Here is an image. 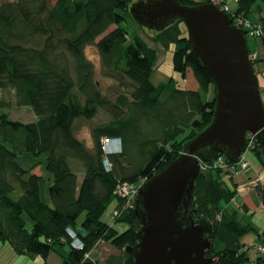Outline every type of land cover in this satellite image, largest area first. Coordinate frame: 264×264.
Here are the masks:
<instances>
[{"label": "trees", "instance_id": "trees-1", "mask_svg": "<svg viewBox=\"0 0 264 264\" xmlns=\"http://www.w3.org/2000/svg\"><path fill=\"white\" fill-rule=\"evenodd\" d=\"M180 2L193 6L214 1ZM132 3L0 0V88L14 89L17 104L30 106L37 116L25 122L0 114V242H9L20 255L42 256L47 264L56 245L70 244L69 228L77 230L84 247L72 246L67 255L60 252L61 264H99L88 254L102 239L125 252L127 245L135 246L142 228L136 204L130 205L116 190L151 178L213 118L216 95L209 99L208 93L215 83L193 51L184 21L155 31L152 40L166 50L174 46L175 70L185 78L191 70L199 86L179 88L174 77L155 85L152 74L158 53L140 34L131 36L125 26ZM254 10L260 18L253 23L263 27L264 42V0H238L234 13L226 12L249 19ZM90 45L102 57L105 76L120 85L127 76L133 81L116 100L99 88L97 67L86 55ZM254 59L253 65L264 62L258 52ZM99 109L113 120L92 130V147L75 132L76 120L93 118ZM186 130L192 134L180 139ZM106 140H119L120 150L106 152ZM41 157L42 161H25ZM35 164L48 174L35 170ZM225 173L219 167L202 171L193 216L213 223L214 244L206 254L216 264H252L241 237L254 231L264 245V231L241 219L248 212L244 204L237 208L235 201L229 202L237 192L223 185ZM257 187L264 205V185ZM114 199L120 206L116 221L129 225L123 232L103 219ZM127 255L114 254L104 264H125ZM253 260L264 264V252Z\"/></svg>", "mask_w": 264, "mask_h": 264}, {"label": "water", "instance_id": "water-1", "mask_svg": "<svg viewBox=\"0 0 264 264\" xmlns=\"http://www.w3.org/2000/svg\"><path fill=\"white\" fill-rule=\"evenodd\" d=\"M133 19L155 31L183 20L188 39L216 86L211 122L184 143L183 152L145 180L135 197L141 219L139 241L127 245L125 264H216L206 251L214 244L213 223L196 220L192 210L202 173L200 159L221 152L238 162L247 133L257 135L264 166V102L246 30L215 2L184 5L180 0H136Z\"/></svg>", "mask_w": 264, "mask_h": 264}, {"label": "rangeland", "instance_id": "rangeland-1", "mask_svg": "<svg viewBox=\"0 0 264 264\" xmlns=\"http://www.w3.org/2000/svg\"><path fill=\"white\" fill-rule=\"evenodd\" d=\"M3 1H6V0H3ZM53 1H55V0H53ZM132 1H136V0H132ZM213 1L218 3L219 5L221 4V5L227 6L230 9H234L233 4L238 2V0H213ZM231 1H233L232 2L233 4H231ZM236 20L240 21V18L237 17ZM249 20H250V22L255 21L251 17L249 18ZM243 22L246 23V21H243ZM125 26H126L127 30L129 31L131 36H134L136 34H140L148 43H150L152 48H155L156 53H158V59L156 62L157 67H156L154 73L152 74L153 75L152 81L155 85H159L160 82H167L170 80L171 77H174L176 84H178L179 88L187 87V88L192 89V88H197L199 86L198 83L195 81L194 75H193L191 70H188V72H187L188 74H187L186 78L184 77V75L181 72L179 73L175 70L174 63H173L174 46H171V48H169V50H166L160 43H155L152 40V37L156 33L155 30L150 29L148 27L145 28L139 22L134 20L132 16H128L126 18ZM112 28H114V26L111 27V29ZM253 28H254L253 26H249V27L247 26V31H246V33L248 34L247 38L249 40L250 49L251 50L253 49V53L250 52V59H252V55L254 54V52L257 53V51H258L257 48L260 46V44L263 43L262 38L259 35H256L255 33L253 35L251 34V32L253 31ZM86 55L93 61V63H95V66L97 67L96 77H97L99 88L103 89V91L105 93H107L111 99L116 100L117 95H119L122 92H127L128 89H130V87H128V86L133 85L132 79L129 78L128 76L124 77L123 85H120L121 83L117 79H113L111 77L104 75V73H103L104 67L102 65V57L100 56V54L97 50V47L95 45H90L86 48ZM252 63H253V59H252ZM253 67H254V70H256L257 75L259 76V78L261 80V83L264 85V65L262 63L256 62L255 65H253ZM214 87H215V85L213 84L210 88V91L208 93L209 99H214V96L216 95ZM124 89H125V91H124ZM3 112L8 113V115L13 119H17V120H21V121H25V122H32L37 117L36 113L33 112V109L30 106H25V105L19 106L17 104L16 92L12 88H7V89L0 88V114ZM112 120H113L112 116L108 112H106V110L99 109V111L97 112V114L93 118H90V119H83V118L81 119L80 118V119L76 120L77 122H76V131L75 132H77L78 136L81 139H83L84 142L90 144L93 147L94 142L92 139V132H93L92 130L94 128H96L97 126L106 125ZM190 134H192V131L186 130L183 132V135L180 137V139L188 138V136H190ZM0 139H1V135H0ZM191 139H193V138H191ZM188 140H190V139H188ZM112 142H114V141H112ZM105 144H106V147L110 150H113V151L120 150L119 140H115V144H114L115 146H113V143H111V142L108 143V141ZM257 147H258V145H256L255 147H250V148H248V150H246L243 153L244 156H246L247 161H249V158L247 155L249 152H252V151L254 152L255 155H257L258 160L260 159V156L258 155V153L256 151ZM24 157L28 158L27 155ZM42 159L43 158L41 157V158L35 159V161H34V159L33 160L26 159L25 161H26V163H34L37 160L42 161ZM249 164L251 166L250 161H249ZM35 165H38V164H35ZM259 166L261 168H264L263 164H261ZM222 169L226 173L223 174V176L221 177V180H222L223 185L228 189L229 186H228V183L225 180V178H226V176H228V174H230L229 168L223 167ZM35 170L42 172L44 174V176H46L48 174V172L44 168V166H42L40 164L37 166V168ZM144 181H142V183H140L141 185L139 184L138 186H142ZM250 187H252V185H250ZM126 189L127 188L123 187L121 193L125 192ZM229 189H231V188H229ZM116 192L120 193L119 190H116ZM123 197H125V196H123ZM234 201H236V199H232V201H229V202L234 203ZM231 203L228 205H231ZM118 204H119L118 199L112 200L111 203L109 204L110 206L107 207L105 213L103 214V219L106 222H108L111 226L112 225L116 226V228L119 230V232H123V230H125L129 227V225L125 221H123V222H117L116 221L117 216H118L117 214H118V211L120 208V206ZM230 207H232V206H230ZM241 214H242V211H241ZM251 216L248 215L247 213H245V216H243V214H242L241 219L244 220V222H248ZM84 218H85L84 215H82L80 221ZM75 231H77V230H75ZM70 237H71V241H70V244L68 245V250L73 246L74 241L77 242V239L74 236L73 232H71ZM256 239H257V235H256V232H254V231L244 235V238L242 239L243 241L247 242V244H248L247 248H248L249 256L251 257V261L249 263H252V264L254 261L253 259L260 256L262 253L261 251H259V247L262 246L261 241L259 243V241ZM69 251H67L65 254L67 255ZM114 254L123 256V255H126V252H125V249H124V251H122L119 248H117L116 245L114 244V242L106 240V239H102L96 243V245L93 247L92 251L88 254V257L90 259L95 260L99 264H104L109 259V257L114 255ZM52 255L53 256H50L49 260H47V264H61L62 255L60 254V252L58 250H56V248H54ZM20 259H24V256H21ZM5 261L6 262L16 261V258L13 259L10 256V254L7 253L5 256ZM16 263L21 264L22 262H16ZM44 264H45V262H44Z\"/></svg>", "mask_w": 264, "mask_h": 264}, {"label": "crops", "instance_id": "crops-1", "mask_svg": "<svg viewBox=\"0 0 264 264\" xmlns=\"http://www.w3.org/2000/svg\"><path fill=\"white\" fill-rule=\"evenodd\" d=\"M232 2L233 1H231V4H233ZM235 4H233V6H235ZM249 16L254 20H258L260 18L258 11L255 10ZM257 50L258 55L261 58H264V42L260 44ZM262 64L264 65V62ZM247 156L251 163V167H249V169L246 171H240L232 175L228 174L225 180L227 181L229 188L237 191L235 197L236 201L234 203L236 207L240 208V206L244 204L248 209L247 214L250 216L252 215L249 219V222H252L254 226L262 232L264 231V205L262 203L261 198L259 197L257 187L258 185L254 183V178L258 176L262 177L260 184L264 185V168H261L259 166L262 164V162L260 161V159L258 160L257 155H255L253 151L249 152ZM250 185H252V187H250ZM243 238L244 236L241 237V242L246 244L245 248H247L248 244L247 242L242 240ZM256 240L259 241L258 237ZM55 248L56 250L64 254L69 251L68 244L56 245ZM7 253H9L13 259L16 258V261L6 262L5 256ZM52 253L50 254V256H53ZM21 256H24V259H20ZM49 258L47 260H49ZM16 262H22L21 264H44L45 261L42 256L32 258L30 256L20 255L14 251L13 247L9 242H0V264H17Z\"/></svg>", "mask_w": 264, "mask_h": 264}, {"label": "built area", "instance_id": "built-area-1", "mask_svg": "<svg viewBox=\"0 0 264 264\" xmlns=\"http://www.w3.org/2000/svg\"><path fill=\"white\" fill-rule=\"evenodd\" d=\"M223 9L227 12H233L234 13V9H230L229 7L227 6H224L223 5ZM239 17L240 18V21H237L236 18ZM233 24L237 27H243L246 31H247V26H253V31L251 32V34L253 35L254 33L256 35H259V36H262L263 35V27L260 26V24H256V23H253V22H250L249 19H246L245 17H241V16H235V14L233 15ZM243 21H246V23H244ZM257 53L254 52V54L252 55V59H254L256 57ZM260 91H261V97H262V101L264 102V85L261 83L260 81ZM107 142V140H106ZM111 142L113 143V146H115V142H112V141H108V143ZM258 141H257V135L256 134H253L251 132H248L247 133V143H246V148L244 149V151L240 154V158L238 160V162H233L231 161L228 157H225V155L223 154H220L218 156H216L215 159H212V160H202L200 159V167L203 170H206V169H211V168H223V167H228L229 168V172L230 174H236L240 171H246L249 169L250 164H249V161H247L246 159V156H244V152L246 150H248V148L250 147H255L257 145ZM112 146V147H113ZM105 149H106V152H109V151H113V150H110L106 147V144H105ZM262 180V177H256L254 178V183L256 185H258L260 183V181ZM125 187L127 188L125 190V192H122V188ZM140 186L138 185H130L128 183H125V184H122L120 187H118L117 190L120 191V194L121 196H125V198H127V200L129 201V204L130 205H135V203H133V200L135 201V197L136 195L138 194V189H139ZM71 232H73L74 236L76 237L77 239V242L74 241L73 242V247L75 248H78V249H81L84 247V242L82 240V238H79L78 236V233L77 231H75L73 228H69L68 229V233L69 235L71 234ZM259 251H261L262 253L264 252V245L260 246L259 247Z\"/></svg>", "mask_w": 264, "mask_h": 264}, {"label": "bare ground", "instance_id": "bare-ground-1", "mask_svg": "<svg viewBox=\"0 0 264 264\" xmlns=\"http://www.w3.org/2000/svg\"><path fill=\"white\" fill-rule=\"evenodd\" d=\"M218 4V3H217ZM220 6V5H219ZM221 7V6H220ZM119 140H121L120 138H119ZM118 145V144H117Z\"/></svg>", "mask_w": 264, "mask_h": 264}, {"label": "clouds", "instance_id": "clouds-1", "mask_svg": "<svg viewBox=\"0 0 264 264\" xmlns=\"http://www.w3.org/2000/svg\"><path fill=\"white\" fill-rule=\"evenodd\" d=\"M258 80H259V78H258Z\"/></svg>", "mask_w": 264, "mask_h": 264}]
</instances>
